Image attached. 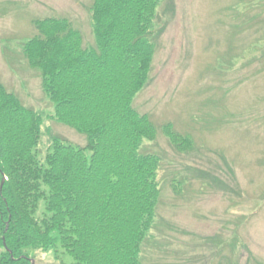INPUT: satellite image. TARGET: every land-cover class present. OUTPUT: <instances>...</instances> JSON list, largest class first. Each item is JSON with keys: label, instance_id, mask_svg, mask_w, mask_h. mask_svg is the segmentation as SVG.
I'll list each match as a JSON object with an SVG mask.
<instances>
[{"label": "rangeland", "instance_id": "obj_1", "mask_svg": "<svg viewBox=\"0 0 264 264\" xmlns=\"http://www.w3.org/2000/svg\"><path fill=\"white\" fill-rule=\"evenodd\" d=\"M92 3L0 0V84L42 116L39 157L55 137L76 147L87 141L53 119L22 46L44 18L69 20L93 45ZM157 11L150 77L134 102L156 129L141 153L160 161L144 264H264V0H161ZM165 126L191 146L173 145ZM32 256L58 264L52 252Z\"/></svg>", "mask_w": 264, "mask_h": 264}, {"label": "trees", "instance_id": "obj_2", "mask_svg": "<svg viewBox=\"0 0 264 264\" xmlns=\"http://www.w3.org/2000/svg\"><path fill=\"white\" fill-rule=\"evenodd\" d=\"M160 2L93 0L90 46L67 19L33 21L22 55L40 75L53 119L87 144L55 137L39 157L42 116L0 84V264H32L33 252H52L58 264H144L160 161L141 153L156 129L134 102L150 77ZM163 130L177 148L191 146Z\"/></svg>", "mask_w": 264, "mask_h": 264}, {"label": "water", "instance_id": "obj_3", "mask_svg": "<svg viewBox=\"0 0 264 264\" xmlns=\"http://www.w3.org/2000/svg\"><path fill=\"white\" fill-rule=\"evenodd\" d=\"M4 181H5V177H3V180H2V182H1V188H0V189H2L3 184H4ZM32 264H33V263H32Z\"/></svg>", "mask_w": 264, "mask_h": 264}]
</instances>
